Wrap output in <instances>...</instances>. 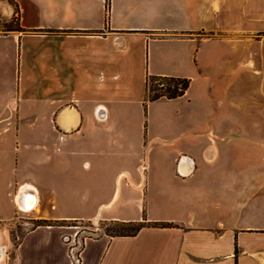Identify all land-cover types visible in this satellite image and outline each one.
Returning <instances> with one entry per match:
<instances>
[{
	"label": "crops",
	"instance_id": "obj_1",
	"mask_svg": "<svg viewBox=\"0 0 264 264\" xmlns=\"http://www.w3.org/2000/svg\"><path fill=\"white\" fill-rule=\"evenodd\" d=\"M13 1L0 264H73L39 219L146 222L84 237L78 264H264V0ZM148 74L190 85L145 112Z\"/></svg>",
	"mask_w": 264,
	"mask_h": 264
},
{
	"label": "rangeland",
	"instance_id": "obj_2",
	"mask_svg": "<svg viewBox=\"0 0 264 264\" xmlns=\"http://www.w3.org/2000/svg\"><path fill=\"white\" fill-rule=\"evenodd\" d=\"M5 6H11L13 8V14L10 16H7L4 12ZM17 15H16V6L13 0H0V33H7L8 31H5V26L11 25L16 26L18 24L17 21ZM244 32L242 36H244ZM253 38L255 39H263L264 38V30H259L255 33H253ZM13 72L14 68L11 64V61H7L5 63L1 62L0 65V103H4V100L6 101L8 98L9 92L7 91L9 88V84L13 78ZM7 89V90H6ZM3 90L4 92H2ZM14 143H11V148L13 150ZM35 213L39 212V206L37 207V210H33ZM33 211H28L22 209V220L26 221L28 215H31ZM36 223L35 221L33 222ZM53 225H65L64 231L67 235V241H69L70 238H72V235L75 234L76 243L78 244L82 241V239L86 236H96L98 234H103L106 230L112 229L117 227L116 224L110 223L108 221L104 220H71L66 222H53L51 223ZM24 225V224H23ZM27 226H30V224H25ZM24 228L21 227L20 232H23ZM79 249V246H78ZM76 252H78L76 250Z\"/></svg>",
	"mask_w": 264,
	"mask_h": 264
},
{
	"label": "trees",
	"instance_id": "obj_3",
	"mask_svg": "<svg viewBox=\"0 0 264 264\" xmlns=\"http://www.w3.org/2000/svg\"><path fill=\"white\" fill-rule=\"evenodd\" d=\"M108 2V0H106ZM16 6V5H15ZM18 11L16 7V12ZM17 17V21H18ZM5 31L10 30H22L19 26V21L16 26L7 25L5 26ZM190 85V78L188 77H178L171 75H153L148 74L146 76V94L143 101L144 111L146 112V106L149 101L156 100L158 98H176L183 95ZM35 224H51L57 221H51L47 219H39L35 221ZM110 223L116 224L117 227L106 230L105 234L108 235H134L136 234L143 226L146 225V222L141 221H119L112 220L108 221ZM63 223V222H61ZM152 226L166 227L173 226V223L170 222H154L151 223Z\"/></svg>",
	"mask_w": 264,
	"mask_h": 264
},
{
	"label": "bare ground",
	"instance_id": "obj_4",
	"mask_svg": "<svg viewBox=\"0 0 264 264\" xmlns=\"http://www.w3.org/2000/svg\"><path fill=\"white\" fill-rule=\"evenodd\" d=\"M27 188H28V186H26V185L21 187V190L18 194L19 196H17L18 197L17 202L21 203L23 208L31 209L35 205L36 195H30V198L26 199L27 196L25 194L28 191ZM20 198L22 199V202H20Z\"/></svg>",
	"mask_w": 264,
	"mask_h": 264
},
{
	"label": "built area",
	"instance_id": "obj_5",
	"mask_svg": "<svg viewBox=\"0 0 264 264\" xmlns=\"http://www.w3.org/2000/svg\"><path fill=\"white\" fill-rule=\"evenodd\" d=\"M83 239H82V241H83ZM69 242H70L71 256H72V259H73V264H78V261H79V249H78V246L80 247L81 242L77 246L75 236L72 237V238H70L69 239ZM76 250L78 252H76Z\"/></svg>",
	"mask_w": 264,
	"mask_h": 264
}]
</instances>
